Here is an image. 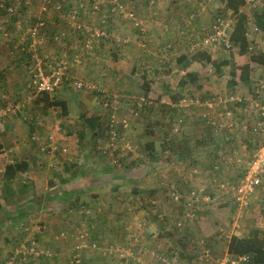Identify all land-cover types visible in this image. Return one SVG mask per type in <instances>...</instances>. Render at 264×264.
I'll return each mask as SVG.
<instances>
[{"label": "crops", "instance_id": "0c3cea01", "mask_svg": "<svg viewBox=\"0 0 264 264\" xmlns=\"http://www.w3.org/2000/svg\"><path fill=\"white\" fill-rule=\"evenodd\" d=\"M16 1L20 7L25 9L24 12L28 13V17L36 15L37 19L39 16H44L47 23V27L42 29L36 37H32L28 33L29 26H25L23 32L20 23H16L14 26L10 24L9 27L7 24L0 25V104L5 103L4 100H6V106L21 107L19 112H23L21 115L11 114L4 120L7 121L4 126L0 128V152H2L0 166L3 171L5 165L10 163L23 167L22 170L19 169L15 172L13 180H9L14 181V184L5 182L1 185L0 183V226L10 227V223H14L16 226L24 224L26 220L29 222L30 220L31 222L40 220L47 226V229L41 233L39 242L54 251V255L51 257L30 260L31 263L26 264H68L67 255L70 243L58 241L55 237L56 234L54 235V228L69 229L72 227L77 219L76 216L70 214L71 210L85 204L95 212L92 226L98 232V240L110 239L112 241L118 232H123L122 236L127 235L126 228L133 222L132 209L139 207L143 209L142 220L145 221L143 224H147L148 232H154L159 236L165 233L166 242L172 243V246L180 249L177 231L170 232L169 230L179 223L178 221L172 222V220H177L182 213L180 201L174 200L178 194L175 193L176 191L186 193L189 190L187 193L195 192L196 194V198H193L196 203L192 205L196 215H190L191 221L187 224L189 229L193 222H196L194 234L188 232L187 229V232L193 236H182L188 242L187 250L192 251L191 254L197 249L196 246L194 249V245L191 243L194 239L191 237L198 234L205 236L204 239L207 241L206 245L210 253L222 252L225 256L228 254L227 244L232 235L247 237L253 229L264 232V216H260L255 218L247 234H242L241 222L238 217L240 213H243V208L248 206L243 207L234 202V192L231 191L232 182L236 179V173L239 170L236 154L231 156L233 152L231 145L238 140H236L235 125L233 124V115H231L232 112L234 113V108L227 104L238 102L226 101L221 106L226 104L227 107L217 108L216 117L223 121L221 124L224 126L219 130L220 132L214 131L211 127L208 128V132H205L201 124L196 121L200 119L201 108L195 113L197 108L191 106L193 97L186 94L187 88L191 89L193 94L202 88V78L199 73L203 67L199 61H195L197 59L194 56L201 55L206 60L217 59L216 61L234 58L238 63L248 62L252 71L254 64L258 65L250 60H239V48L233 44L231 51L229 48L225 49L223 45L205 46L203 44L201 30L205 26L204 22L207 21L205 9L196 7L194 4L193 8L197 9L192 13L197 17L192 21L195 22L185 20L186 23L185 21L183 23V17L186 14L182 10L163 8V4L157 8L156 6L150 7L151 3L148 2V7L143 8L141 2L138 6H131L136 9L134 12V9L123 8L119 0H109L108 6H112L113 9L108 10V19L103 21L102 18L105 14H102L100 10L91 12L89 9L92 2L96 0H52L48 11L44 14L40 13L42 0ZM99 1L102 0L96 2ZM78 3L85 5V9L79 10V16L69 20L66 15L62 14L65 7ZM112 3L114 4L112 5ZM158 3H163V0H159ZM22 7L21 11H23ZM60 7H62L60 11L56 10ZM128 11L135 13L141 22L140 27L134 26L130 20L125 18V13ZM226 12L233 23L231 11L226 9ZM61 14L60 22L58 17L60 18ZM97 15H99L98 18ZM14 17L12 16V19ZM181 19L183 20L181 21ZM52 21L58 28L54 33L52 28L48 27ZM186 25L188 27L184 28ZM92 28H101L107 34L100 38H94L91 48L81 51L82 41L87 36V33L81 30L88 31ZM254 29L257 30V27L255 26ZM61 32L65 34L64 49H67L71 55L67 61L70 64L69 72L73 78L94 86L96 84L98 88L109 95L110 102L114 105L119 104V98L127 97L121 103L128 106L127 110L135 109L138 112V114L135 113V116L129 115V113L126 115L129 120L123 134L126 135L124 138L131 144L133 150L129 157L123 158V165L126 164L127 167L119 166L114 160L95 151L96 140H100L99 137L104 134L108 117L101 101L93 99V102L88 103L68 83H64L52 93H38L29 87L30 74L27 72V68L29 64H33L29 63L30 57L32 59L30 62L35 64L34 56L38 55V52L45 54V57L54 56L55 53L50 49L52 47L48 45V39ZM260 32V28L254 32L249 30L246 25L249 45L258 42V50L264 52L263 40L254 38V36H259ZM25 36L27 40H25ZM9 47H14L13 49L18 55L15 53L10 57L5 56V50ZM181 54L187 55L188 58H195L184 70L178 69L176 63V58ZM244 57L248 58L246 55ZM47 60L55 61L52 58ZM166 60H174V62L171 61L167 64ZM159 61L167 64L174 71H178V79L185 72H194L198 76L195 83H187L181 92L178 88L172 92L173 95L178 93L182 95L178 101L167 98L169 90L165 83L161 81V86L160 84L158 86L153 81L152 74L156 73V67L151 66V63ZM165 67L164 65L163 73L167 74L169 70H165ZM127 69L128 71H126ZM137 70H140L139 74L141 75L139 76L140 89L138 90L131 86V79L134 73L137 74ZM124 71L127 72V75L124 74ZM171 75L173 72L170 71V75H166V77ZM144 77L151 86L147 97L144 95L142 87ZM251 79L252 72L250 81ZM242 83L244 84V82H238L236 86ZM249 83H245L247 85L244 87L245 91L242 92L241 102L251 95L254 96L253 91L255 90ZM225 86L231 89L227 84ZM236 86L228 93L229 96L240 95ZM213 89L214 86L208 85L202 90L209 92ZM88 91L92 90L88 89ZM93 91L97 93L95 90ZM214 93H218V91ZM37 95L40 96L37 97ZM149 96L156 97L161 103L169 104L167 108L162 106V113L170 121L182 118L186 130L181 129L180 134H186V139L180 138L179 135H170V128L166 125L151 124L152 116L149 114L145 115V121L142 120L145 110L150 106L156 107L158 104L148 100ZM27 97L30 99L26 100ZM128 97H134V99ZM137 98H139L137 107L144 108L143 111L137 110L136 106L132 108L129 103L130 101L134 103ZM52 99L66 101L67 113L60 118L61 121L55 119L59 107L47 104ZM149 102L151 104L148 106ZM72 104L78 107L82 106L83 110L93 109L94 114H88L86 117H98L97 122L93 124L81 119L80 124L75 126L79 119L75 120L72 117ZM139 113L140 116L137 117ZM251 118L252 124L255 110ZM251 118L247 120H251ZM158 122L160 123L156 119V123ZM64 129H67L66 132L71 129L82 130L73 133L74 139H72L59 134V131ZM250 135L252 136L251 132ZM165 136L171 138L167 137L169 140L166 141L164 140ZM4 137L8 139L6 140ZM47 138H50L51 142L47 141ZM11 142H13V146L9 148L8 145ZM48 143H58L60 148H65L68 153L56 156L49 153L48 150L47 153L42 152L40 147H47ZM140 145L143 148L142 154H137L135 148H139ZM164 147L165 151H163ZM222 147H224V151ZM215 149L218 152H215ZM245 166L244 163L242 173ZM234 167H237L238 170L235 171ZM193 169L197 170V173L193 174ZM95 173H97V178L99 177L104 183L108 182V185L95 186L94 184L98 183L97 178L93 179ZM189 182L192 186L188 185ZM82 185L84 186L81 187ZM257 189L255 197L259 191H263ZM123 195L124 198H121ZM135 197H139L141 203L136 202ZM23 200L31 205L29 212L28 207L24 206L23 209L22 206H19L20 201ZM221 200L223 201L220 202ZM261 201V205L264 207V197ZM54 202L57 203V208L63 207L61 208L62 213L48 211ZM120 207L123 209L122 213ZM216 207L220 212L214 209ZM235 209L241 211L234 213ZM258 209L259 205L256 204L253 210ZM190 211L192 213V209ZM252 217L254 215L246 213L244 223ZM217 226L221 227L218 229ZM223 226L226 228L231 226L232 232L225 234ZM130 229L133 233L132 227ZM163 229L167 232L163 233ZM18 232L19 230L13 231L7 240L12 239L13 235H17ZM21 236L20 232L18 240H21ZM0 241L5 244L4 236L0 237ZM183 243L185 244V242ZM7 245H11V243L8 242ZM136 250L138 249L136 248ZM4 256L3 253L2 257ZM145 258L149 260L150 255ZM0 260L2 261V258ZM103 262L94 254L88 256L87 253L82 257V264H103Z\"/></svg>", "mask_w": 264, "mask_h": 264}, {"label": "rangeland", "instance_id": "374dc122", "mask_svg": "<svg viewBox=\"0 0 264 264\" xmlns=\"http://www.w3.org/2000/svg\"><path fill=\"white\" fill-rule=\"evenodd\" d=\"M97 1V0H96ZM92 2V5L94 4L95 6H97V11L100 10V12L102 14H105L102 18L103 21H107L108 19V10L112 7H109L107 3L109 0H102L99 2ZM159 0H155L154 3H151L150 7L156 6L157 8L162 5L163 8H172V9H179L182 10V12H184V14H186V16L183 17V19H181V21H189V22H195L192 21V19H195L197 16H190L194 13L192 12H196L197 8H193L194 4H196V7H200L202 9H205V12L207 13V21L204 22L203 25H208L212 22L214 16L216 15H220L225 19L230 20L229 14L226 12V9L223 6V3L221 2V0H210V1H206V0H163V3H158ZM52 2V0H51ZM120 4L122 5L123 8H127V9H134L133 11L135 12L136 9L134 7H131L133 5H140V3L142 2L143 4L141 5L143 8H147L148 7V2L150 3V0H119ZM1 4H3L6 7H12L13 11L11 14H9L7 11H2L3 8H0V25L1 24H7L8 27L11 24L12 26H14L16 23H20V26L23 28V32H24V27L25 26H30L32 25L34 22L37 21L38 18H44L39 16L36 19V15H34L33 17H28V13L25 14L24 12V8L22 7L21 11V7L20 4L15 0H0V6ZM114 3H112L113 5ZM263 3L257 5V6H252V5H244L243 6V12H245L247 14V26L249 28V30L251 31H257L255 30V26H256V22H255V17L257 16H261L262 12H264V4ZM84 4L82 3H78L76 5H70L68 7H65V11L62 13L64 15L67 16V18H69V20L72 17V14H74L75 16H79V10H80V6H82ZM91 5V6H92ZM85 6V5H84ZM90 6V7H91ZM140 6V7H141ZM62 7H60V9H56L58 11L61 10ZM85 9V8H84ZM62 14L61 17L58 19L62 20ZM12 16H15L14 19H12ZM99 15H97L96 17L98 18ZM192 17V18H191ZM15 18H17L15 20ZM74 19V18H73ZM110 19V17H109ZM46 21V20H45ZM185 21V23H186ZM50 26V28H52V32L54 33L55 29L57 25H55L54 21H52V23H50V25L48 24V27ZM47 27V23L45 28ZM188 26L186 25L184 28H187ZM44 28V29H45ZM61 28V27H60ZM41 31V30H40ZM259 32V31H258ZM57 34H55L56 36ZM38 36V35H37ZM54 37H51L50 39H48V45L51 46L53 50V52L55 53L54 56H49V57H45V54L38 52V55L36 54L35 58V63L37 60H47L49 58H52V60H65L67 61V59L69 60V58H71L70 53L68 52L67 49H64V37H59V39H55ZM36 37V36H35ZM11 38V36H10ZM255 40H263L264 43V32L261 29V32L259 34V36L255 37ZM25 40H27L26 36H25ZM14 43V42H13ZM257 44L258 42L254 43V49L252 51H259L257 48ZM14 47H9L7 48V50H5V56H9L10 55H15V49H13ZM226 49V48H225ZM19 49L17 48V51ZM228 50V49H227ZM11 51V52H10ZM229 51H231V47L229 48ZM10 52V53H9ZM14 53V54H13ZM227 53V52H226ZM16 55H18V53H16ZM248 57V55H246ZM31 57L29 59V63H33V64H29L28 68H27V72H29L30 74V69L34 66V62H30ZM213 60H217V59H213ZM243 60H249L248 58L244 57ZM49 61V60H48ZM46 61V62H48ZM167 64H169L171 61L174 62V60H166ZM68 62V61H67ZM69 63V62H68ZM137 63V61H136ZM167 64H164L162 62H156V63H151V66L156 67V73L152 74V77L154 78L153 81L156 82L159 86H161V81L162 83L166 84L167 89L169 90V95H166L167 98H170V94H172V92L176 91L177 88L180 90V92L182 91V88H179L177 86V82H178V77H179V72L178 71H174L173 68H171L170 66H168ZM164 65L165 70H169L167 71V74H164ZM190 66V64L188 65V67ZM187 67V68H188ZM186 68V69H187ZM223 70V74H221V76H219L217 74V70L215 69V67H211L209 64L207 65L206 68H202L200 69V76H201V86L202 88L199 89L197 91V93L191 92V89L186 90V94L190 97H193V99H198L199 102L201 101H205L207 99H212L214 98V107H213V114H214V120L216 122V124H220L223 121L218 120L217 119V112H218V107H221L223 109V107H227L229 105H232V108L234 113L232 112L231 115H233V124L235 125V134H236V140H238L237 142H235V144L231 145L232 148V155L234 156V154H236V161H237V167L239 165V170L237 167H234V170H238L237 171V176L236 179L232 182V187H231V191L234 192L235 189L237 188V185L239 183V180L241 179L243 173H242V168L244 163L246 164L247 161L249 160L253 150L255 149V142L254 139L252 138V136L250 135V124L252 121V114H253V106L251 105V100L253 98V96H249L248 99L244 100L243 102L241 101H237L238 103L235 104H226L221 106V102L218 100V98H220L221 100H224V98H226L227 96H229L228 93H230V91L232 89H228L225 84H226V80L229 78L228 76V70L229 67L225 66L224 68H222ZM44 71L46 72V69L44 68ZM128 71V69L126 70ZM140 70H137V74L134 73V76L132 77V79L129 77V79H131L132 85L133 87H135L137 90L140 89V78L139 76H141L139 73ZM170 71L173 72V75L171 76H167L166 75H170ZM124 74L127 75V72L124 71ZM134 77L136 78L134 80ZM264 82V67L261 65H255L253 67V71H252V79L250 81V85H252V88L255 90V88L258 89V86L260 85V82ZM214 86L213 91H209V92H205L203 91V87L206 86ZM247 84H241L236 86L237 88V92L240 95H237L236 97H239L240 99L242 98V92L245 91V86ZM95 87V91L97 93H94V91H88L85 89H75L77 93L81 94L82 97L89 103L90 101L93 102V99H96L97 101H101L103 99V95L102 94H106L104 90H101L100 88H98V86L95 84V86L93 85L92 88ZM218 93H214L217 92ZM171 92V93H170ZM142 93V91H141ZM254 93V97L257 95V91H253ZM228 94V95H227ZM141 95V94H140ZM28 96V95H27ZM40 95H37V97ZM106 98L110 101V97L108 94L105 95ZM124 98L127 97H123V98H119V104H112V102L110 103V106L108 107H104V109H106V113L108 114V117L106 118V130L104 132V134L101 135L100 140H96L95 143V151L100 153L103 156L108 157L110 160H114L116 162L117 165H123V158L124 157H129L133 150H132V146L129 142H127L124 138V136H126L125 134H123L126 130V126L128 123V117L126 115L131 114L132 116H135L136 114H138V112L135 109L132 110H127L128 106L125 105L123 102L121 103V101H123ZM128 98H132L134 99V97H128ZM166 98V97H165ZM30 98H26V100H29ZM171 99V98H170ZM126 100V99H125ZM138 100L139 98L136 99V101L133 103V101L129 102L131 103V107L134 108L133 106H136V109L139 110L141 109V111L144 110V108L142 109V107H137L138 106ZM148 100H150L151 102H157L158 104L156 105V107H148L145 110V113L143 115V121H145V115L149 114L152 116L151 119V124H156L155 126H157L158 124H162L166 125L169 129L170 135H176V136H180V138H185L186 139V134L181 135L180 134V130L181 129H185V124L184 121L182 120L181 122L177 120H172L170 121V119L165 116L164 113H162V106L164 107H168L169 104H167L166 102L161 103L158 101V99L154 96H149ZM167 100V99H166ZM172 100V99H171ZM242 100V99H241ZM5 103L0 104V111L1 116H0V128L4 126V124L7 121H4L7 117H9L11 114H17V115H21L23 114V112H19L21 111V107H15V106H6V100H4ZM13 102V101H12ZM151 102L148 103V106L151 104ZM194 108H197V110L195 111V113L198 112V109L201 108L200 112H199V117L200 119L196 120L197 122H199L202 126V128L205 130V132H208V128L211 127L212 129H214V126L210 123L207 122L206 119L202 118L201 112L204 109L202 106H200L198 103H196L195 101L193 102V104L191 105ZM58 107V106H57ZM25 108V107H22ZM158 108V110H157ZM153 109V111H152ZM71 110H73V114L72 117L75 120L79 119V122L75 125L78 126L80 124L81 116H87L88 114H94L93 109L91 110H83V107H78L74 104H72L71 106ZM140 111V112H141ZM136 113V114H135ZM64 115L61 112V109L59 107L57 115H56V120H60L61 121V117H63ZM140 116V113L137 117ZM197 117V115H195ZM114 118V128H113V133L111 132L110 129V120L111 118ZM231 117V116H230ZM251 120H247L250 119ZM156 119H158L160 121V123H156ZM164 120V121H163ZM175 121V123H174ZM232 122V121H231ZM126 126L124 127L122 124H125ZM224 127V126H223ZM121 128V129H120ZM223 129V128H221ZM220 129V130H221ZM67 129L64 130H58L59 134H61L63 137H68V138H72L74 139L73 133H77V131L82 130V129H71L68 130L66 132ZM215 131V130H214ZM1 132V131H0ZM216 132H220L219 130ZM166 138L164 140L168 141L169 138H171L170 136H165ZM6 140L8 138L4 137ZM40 141V139H39ZM47 141H50V138H47ZM51 145H55L56 147H58V150L53 152V155L56 156H60L59 154H67V151H61V146L58 143L55 144H51L48 143L47 147H40L42 150V152L47 153L48 151H51L50 146ZM9 148H11L13 146V142H11L9 145ZM162 148V147H161ZM165 151L166 148H163ZM219 149V148H218ZM142 146L140 145L139 148H135V152L137 154H142ZM222 150L224 151V147H222ZM215 152H218V150L215 149ZM51 153V152H49ZM212 154V152H211ZM2 165V164H1ZM115 165V166H117ZM123 166H126V164H124ZM101 167H103V165H101ZM118 167V166H117ZM127 167V166H126ZM71 169H73L71 167ZM192 173L195 174L197 173V170L195 171L194 169L192 170ZM97 173L94 174L93 179L96 180ZM14 177L10 180H13ZM98 183H95L94 185H108V182H102L101 179L98 177ZM7 183V184H12L14 181H9L4 177V171L2 166H0V183L1 185L3 183ZM14 184V183H13ZM188 185H191L190 182L188 183ZM84 185H82L81 187H83ZM192 186V185H191ZM12 187V186H11ZM264 187V179L262 182V185L259 187V189H262ZM53 189V188H52ZM172 189V188H170ZM169 189V190H170ZM258 189H254L253 192L250 194L249 196V204L246 206L247 208H243V213H240L238 219L241 222V232L242 234L246 235L248 232V229L251 227V225L253 224V222L255 221V218H258L260 216H264V207H262L261 205V199L262 197H264V188L262 189L263 191H259L257 196L255 197L254 194L257 192ZM189 191V190H188ZM187 191V192H188ZM179 193L175 196L176 202L180 201V207L182 210V213H180L179 218L176 220H172V222L178 221L179 223L172 227L170 230V232H175V230L177 231V236H179V240L180 242H185V248H184V252L186 257L185 258H181L179 255L180 249L172 246V243H167L166 242V237L164 236L165 233L167 231H164L163 229V233L164 235H155L154 232H148V226L147 224H143L145 221L142 220V212L143 209L136 207L132 209V215H133V222L132 224H128V227L126 228V232L127 235L125 234L123 235V232H118L117 234L114 235V240H110V239H100L98 240V232L94 230L93 228V220L95 217V212L92 210V208L89 205H82V207H75V210H71L70 214L72 216H76L77 221L74 222V225L72 227H69V229L65 228V227H55L54 228V235L55 237L58 239V241H67L68 243H70V248L68 251V255H67V261L70 260L71 258V252L73 250L74 244H75V240H74V235H77L79 233H83L86 234V239L85 242L90 245L91 242H96L97 244V248H85V250L83 251L84 255L88 253L89 255H96L99 257V259H102L103 264H223L224 259L226 258V255L224 256V254L222 252L217 253V254H213L210 253L209 251V255L207 257L203 256L202 253V249L208 248V246L206 245L207 241H205V236L203 234H198L194 237H191L194 239V241H191V243L194 245V249H196V252L193 251H189L187 250L188 247V242L183 239L182 236H186V235H191L190 233L194 234V228H195V224L196 222L194 221L193 224L191 225V227L188 229V223L189 221H191V217L190 215H196V211L194 210V208L192 207L193 204L196 203V200H194L192 198V192L190 193ZM189 194V196H188ZM2 195V194H1ZM198 195V194H197ZM199 196V195H198ZM253 196L255 197L252 201ZM187 197L189 198V201L187 202ZM121 198H124V195L121 196ZM258 198V199H256ZM256 199V200H255ZM141 199L139 197H135V201L138 203H141L140 201ZM224 200V199H223ZM223 200H221L220 202H222ZM20 201L19 206H22V208L24 209V206L28 207V212L30 210L31 205L29 204V202H24ZM187 202V203H186ZM198 202V201H197ZM256 204L259 205V209L258 210H253V207H256ZM57 203L54 202L53 206L50 207V209H48L49 212L53 213V212H59L62 213V209L63 207L57 208ZM187 206V207H186ZM239 207V206H238ZM188 208V209H186ZM190 208L192 209V213L190 211ZM217 212L219 211V208L216 207L214 208ZM240 210V209H239ZM238 209L234 210V213H239ZM120 211L122 213L123 209L120 207ZM241 211V210H240ZM249 213L254 215V217H252L248 222L246 221L244 223L245 220V214ZM185 216V217H184ZM236 218V217H234ZM167 221V220H166ZM152 223V222H151ZM169 223V222H167ZM171 223V221H170ZM255 224V223H254ZM132 225V226H131ZM224 225V224H223ZM256 225H258V222H256ZM30 227V230H28ZM133 229V233L131 232V228ZM218 229L221 226H217ZM223 228V232H225V234H230L231 231V226L230 228H226L225 226L222 227ZM47 226L41 222L40 220H36L34 222H29V220L24 221V224H19L16 225L14 223H10V227L9 226H0V237L4 236V242L0 241V259L2 258V261L0 260V264H10L11 261L13 260V264H26L29 263L30 260H39L37 258L33 259V258H28L26 260H23L21 258V253H18L17 256V251L22 250L21 247H25L26 244L28 243V240L31 238V234H35L36 240L38 245H40L39 247L41 248H49L45 245H43L40 241V235L41 233L45 230L46 231ZM188 229V232H187ZM16 230H19V232L17 233V235H13L12 239H8L9 235H11L13 233V231L15 232ZM28 230V231H27ZM108 232L110 230H107ZM20 232L22 233L21 236V240H18L17 237H20ZM156 232V231H155ZM10 237V238H11ZM97 240V241H95ZM200 240L204 241V244L200 242ZM11 243V245H7V243ZM196 246V247H195ZM136 248L138 250H136ZM51 249V248H50ZM209 249V248H208ZM135 251V253H134ZM140 252V253H139ZM3 253L5 254L4 257ZM51 256L54 255V251H52L51 249ZM82 254V257L84 256ZM150 255L149 260H147L145 257ZM199 255V256H198ZM42 258V257H41ZM140 258V259H139ZM11 260V261H9ZM27 261V262H26ZM82 261V258H81ZM31 263V262H30ZM82 264V262H81Z\"/></svg>", "mask_w": 264, "mask_h": 264}, {"label": "built area", "instance_id": "2783aa9c", "mask_svg": "<svg viewBox=\"0 0 264 264\" xmlns=\"http://www.w3.org/2000/svg\"><path fill=\"white\" fill-rule=\"evenodd\" d=\"M210 0H207V2ZM155 0H150V3H154ZM263 3L264 0H245V6L246 5H252L257 6L259 4ZM51 4V0H42L41 6H40V13L44 14L48 11L49 6ZM262 4V5H263ZM0 8H5L3 4H1ZM85 6H80V10L84 9ZM89 9L91 12H96L97 6L94 4ZM113 7H111V10ZM6 10L9 14L12 13L13 8L12 7H6ZM192 17L195 16V14L191 15ZM72 17L74 18L75 15L72 14ZM191 17V18H192ZM125 18L130 20L132 24L136 27H140L141 22L140 20L135 16V13L133 11H128L125 13ZM46 26V21L43 18H38L36 22H34L32 25L28 27V33L35 37L39 34L40 30L44 29ZM232 30V22L228 19L223 18L220 15L214 16L212 22L208 25L203 26L201 32L203 34L202 42L205 46H211V45H223L225 48H230L232 46V42L230 40V33ZM87 33L86 38L82 41L81 44V51H87L91 48L92 42L94 38H100L102 36H106V31L101 28H92L91 30L85 31L81 30ZM65 36L64 33H57L55 36V39H59V37ZM253 45L249 46V51H252L254 48ZM35 57V56H34ZM48 60H37L34 66L30 69V77H29V87L32 90H35V92L38 93H52L55 92L57 89H59L64 83L70 84L75 89H85V90H94L92 88L93 85L84 82L82 80L74 79L73 76L70 74V64L65 60H55L54 62H46ZM44 68L46 69V72L44 71ZM257 95L251 100V105L255 109V118L251 124V134L253 136L254 142H255V149L253 150L249 160L246 163L243 175L241 180L239 181V184L234 191V202L238 203L239 205L246 207L249 204V196L253 192V190L256 188H259L263 182L264 179V82H260V85L257 89ZM103 99L101 100L102 105L104 107L110 106V101L106 98V94H102ZM218 100L223 102H237L241 101L239 97L230 95L224 98V100H221L218 98ZM196 103H198L200 106H202L204 109L201 112L202 118L206 119L208 123L212 124L214 126V130L218 131L221 128H223V125L216 124L214 120V114H213V107H214V101L215 99H207L205 101L199 102L198 99L194 100ZM193 101V102H194ZM0 111V116H1ZM2 117V116H1ZM181 122V119L178 120ZM114 118L112 117L110 120V129L113 133L114 128ZM124 127L125 124H122ZM35 137V136H34ZM51 153L58 150V147L55 145L50 146ZM62 151H65V148H61ZM192 198H196L195 192H192ZM30 230V227L29 229ZM27 230V231H28ZM31 238L28 240V243L25 247H21L22 250L17 251L18 253H21V258L23 260H26L28 258H41V257H51V250L46 248H41L38 245L35 234L30 235ZM86 234L79 233L77 235H74L75 244L73 249L76 250L85 249V248H97L96 242H91L90 245H88L85 242ZM201 243L204 244L203 240H200ZM202 253L204 257H207L209 255V249L205 248L202 249ZM249 256L244 254L240 256L232 257L230 255H226V258L223 261V264H248L249 263ZM11 261V260H9ZM81 259L78 258V255H72L68 264H80ZM13 260L10 264H13Z\"/></svg>", "mask_w": 264, "mask_h": 264}, {"label": "trees", "instance_id": "16d2710c", "mask_svg": "<svg viewBox=\"0 0 264 264\" xmlns=\"http://www.w3.org/2000/svg\"><path fill=\"white\" fill-rule=\"evenodd\" d=\"M207 1V0H206ZM224 3V8L231 11V15L233 16L232 30L230 33V40L234 46L239 48V60L244 58L245 55H248V59L251 62L257 63L264 67V52L263 51H249V41L246 36V25H247V15L243 12L242 8L245 5V0H221ZM111 11V8L109 9ZM2 11H7L4 8ZM256 27L260 28L264 31V12H262L261 16L255 17ZM203 68H206L209 64L211 67H215L217 70V74L221 76L222 68L225 66L229 67L227 79V86L233 89L238 82L249 83L250 75L252 72V67L248 62L238 63L234 58L222 59L219 61L215 60H206L201 55L196 57ZM195 58H188L187 55L181 54L176 58V63L178 64V69H186L191 61ZM238 60V59H237ZM144 75V74H143ZM198 79V76L194 72H185L177 82V86L179 88H184L187 83H195ZM143 93L147 97L150 92L151 86L150 82L147 81L144 77V81L142 83ZM257 91V88H255ZM170 98L174 101H178L181 99L182 95L180 93L173 95L170 94ZM49 106H58L61 109L62 114L67 113V105L65 100L52 99L47 102ZM85 122H90L95 124L98 120V117H85L81 116ZM2 155V152H0ZM19 169H23L21 165L17 164H6L4 169V177L7 180H10L14 177L15 172L19 171ZM244 172V171H243ZM175 193H180L176 191ZM188 209V208H187ZM191 209V208H190ZM162 235V234H160ZM180 252L179 255L181 258H185V244L180 242ZM50 249V248H48ZM51 250V249H50ZM85 249L76 250L75 248L72 250V255H78V258H82L83 251ZM227 253L230 256H239V255H248L250 260L248 264H264V232L259 231L257 229H253L250 231L247 237H239L236 235H232L227 244ZM82 261H80L81 264ZM69 263V261H68Z\"/></svg>", "mask_w": 264, "mask_h": 264}, {"label": "clouds", "instance_id": "9594fccd", "mask_svg": "<svg viewBox=\"0 0 264 264\" xmlns=\"http://www.w3.org/2000/svg\"><path fill=\"white\" fill-rule=\"evenodd\" d=\"M94 90H95V89H94ZM194 100H195V99H193V101H194ZM101 104H102V102H101ZM179 119H181V121H182V118H178V120H179ZM241 178H242V177H241ZM240 180H241V179H240ZM240 180H239V181H240ZM238 184H239V183H238ZM261 185H262V184H261ZM237 186H238V185H237ZM235 190H236V189H235ZM226 255H228V254H226ZM239 256H240V255H239ZM232 257H235V256H232Z\"/></svg>", "mask_w": 264, "mask_h": 264}]
</instances>
